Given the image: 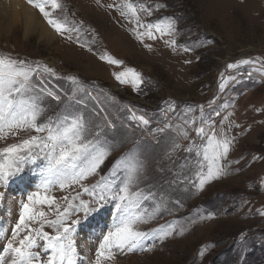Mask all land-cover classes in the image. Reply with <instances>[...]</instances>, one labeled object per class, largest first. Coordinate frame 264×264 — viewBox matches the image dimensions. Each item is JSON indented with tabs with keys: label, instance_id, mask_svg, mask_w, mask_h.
<instances>
[{
	"label": "rangeland",
	"instance_id": "obj_1",
	"mask_svg": "<svg viewBox=\"0 0 264 264\" xmlns=\"http://www.w3.org/2000/svg\"><path fill=\"white\" fill-rule=\"evenodd\" d=\"M62 2L67 6L69 21H83L79 43L76 35L71 40L59 34L49 39L47 34L51 28L33 9L35 22L29 30L25 27L24 9L15 14L5 9L0 13V53L46 63L60 77L77 76L92 89L93 95H99L100 107L116 124L115 130L107 134L114 148L98 173L85 183L93 184L100 176L107 175L115 160L131 148L130 144L140 141L147 160V176L139 187L156 193L157 202L163 198L167 210L137 227L151 230L175 221L177 232L184 229L182 234L157 241L152 252L117 254L116 262L106 260L103 264H264V216L258 214L264 212V111H257L264 109V76L252 71L249 79L248 72L253 66L226 68L228 63L240 59H264V0H132L155 9L151 16L141 13L142 21L154 22L165 17L175 21L174 36L161 37L156 33V39L137 38L132 32L134 21L130 23L115 9L98 6L95 0ZM119 2L101 0L103 5ZM156 5L164 7L156 8ZM171 39L177 41L175 47L167 43ZM93 40L95 43H91ZM184 46L191 51H184ZM102 55H110L123 64L109 63L100 58ZM127 68L142 75L139 90L115 78L114 73ZM222 72L235 77L225 81L223 90L219 88ZM48 87L61 94L62 102L47 99L45 106L50 110L45 116L63 108V93L70 95L73 85L66 79L49 77ZM107 97H115V101ZM166 101L175 102L177 113L192 106L196 116L200 113L198 106L203 105L206 117L211 116L217 130L221 124L226 127L231 122L228 135L235 140L228 160L239 163H232L227 175L208 181L201 190L187 183H171L179 171L177 165L185 156L183 147L171 160L166 159L170 137L174 134L169 132L154 139L148 134L151 129L146 131L127 121L125 109L128 106L138 114H147L152 119L151 128H155L162 126ZM229 113H232L229 119H224ZM102 120L103 113L97 122ZM35 134L32 130H20L15 136L9 135L6 141H0V147ZM181 143L186 147L188 141ZM40 181L41 168L29 165L6 188L0 186V192L5 193L0 199V226H7V235L10 236L18 220L20 201L26 200L29 192L39 190L43 194L37 188ZM79 190L78 186L63 192L54 189L48 195L59 198ZM82 198L90 199L86 193H82ZM58 202L63 204L62 200ZM36 207L49 211L47 205ZM143 207L151 211L155 204L147 201ZM116 216L115 204L110 202L83 221V227L105 222L98 233L97 229L94 232L89 229L77 235L79 238L75 236L81 255L87 260L95 259L99 241L112 228L106 221L113 218L115 221ZM209 216L210 219H201ZM49 218H54L51 212ZM45 231L52 229L46 226ZM96 234V240L88 245L86 235H91V239ZM202 248L207 249L203 256L200 255Z\"/></svg>",
	"mask_w": 264,
	"mask_h": 264
},
{
	"label": "snow or ice",
	"instance_id": "obj_2",
	"mask_svg": "<svg viewBox=\"0 0 264 264\" xmlns=\"http://www.w3.org/2000/svg\"><path fill=\"white\" fill-rule=\"evenodd\" d=\"M23 3L28 9L35 10L36 16L42 18L55 33L66 35L69 40L76 35L77 42H80L83 21H69L68 9L62 0H23ZM95 3L109 10L115 9L130 23L134 21L132 32L137 38L147 36L156 39V33L163 37L174 36L177 32L175 21L170 17L154 22L142 21L141 13L151 16L155 10L152 6L143 3L137 5L132 0L107 5L95 0ZM159 7L164 5H156V8ZM31 16L29 12L25 17L26 30L34 25V18L29 19ZM167 43L173 47L177 45L175 39ZM88 50L91 51V47ZM183 50L187 52L191 48L184 46ZM100 58L112 64H123V61L110 55ZM242 66H253L248 72L249 79L252 78V71L264 76V59H240L228 63L226 68L235 70ZM114 76L121 83H131L137 90L143 83L142 75L133 68L114 73ZM49 77L66 79L73 87L70 95L63 93V108L54 115L45 116L50 110L45 106L47 99L58 104L62 102L61 94L48 87ZM220 79L219 88L223 90L225 81L235 77L225 76L222 72ZM107 99L115 101V97ZM165 103L167 107L163 111L162 126L155 128H151L152 119L147 114H138L128 106L125 109L128 112L127 121L146 131L151 129L148 134L154 139L165 133L174 134L170 137L166 159L171 160L183 147L185 156L177 165L179 171L174 174L176 178L171 183H187L201 190L208 181L227 175L232 163H239L228 160L235 140L234 136L228 135L231 122L226 127L221 124L217 130L211 116L206 117L203 105L198 106L200 113L196 116L192 106L177 113L174 101ZM100 105L99 95H93L92 89L77 76L60 77L56 69L46 63L0 53V141H6L9 135L15 136L20 130L36 133L17 143L0 147V186L6 188L24 172L26 166L33 165L41 168V181L37 188L43 190V194L39 190L29 192L26 200L20 201L18 220L12 226L10 236L5 229H0V264H85V261L87 264H103L106 260L115 261L117 254L152 252L157 241L183 233L182 228L176 231L175 221L151 230L137 227L156 219L167 210L163 198L157 202L156 193L139 187L147 176V160L140 141L115 160L107 175L100 176L93 184L85 183L98 173L114 148L107 134L115 130L116 124L108 119V113ZM101 113L103 120L97 122ZM231 115L229 113L224 119H229ZM193 132L195 136L191 135ZM181 141H188L187 146ZM186 171L190 175H184ZM73 186L80 189L74 195L59 198L48 195L54 189L63 192ZM82 193L88 194L90 199H83ZM4 195V192H0V199ZM58 200H62L63 204ZM147 201L155 204L151 211L143 207ZM110 202L115 204L116 220L95 249V259L89 261L77 247V228L83 227V221ZM176 203L180 204V201ZM37 205H47L49 211L37 210ZM49 212L54 218H49ZM258 214L264 216V212ZM46 226L52 231H45ZM243 240L241 236V242ZM38 248L42 251H36ZM206 250L202 248L200 255L203 256Z\"/></svg>",
	"mask_w": 264,
	"mask_h": 264
},
{
	"label": "bare ground",
	"instance_id": "obj_3",
	"mask_svg": "<svg viewBox=\"0 0 264 264\" xmlns=\"http://www.w3.org/2000/svg\"><path fill=\"white\" fill-rule=\"evenodd\" d=\"M18 5H19V7H17ZM5 9H8V12L10 14H13V13L15 14L18 11L24 9L25 15H27V13H29V12L32 13V16L29 17V19H33V17H35V14H33V10L32 9H28L27 6L22 3L21 0H0V13L1 12H5ZM56 34L57 33H55L52 29H48V34L47 35H48L49 39L54 38L56 36ZM3 226L2 227L0 226V229H3ZM86 236H87L86 243L88 245H90V240H91L90 237H91V235H86ZM77 238H79V237H77Z\"/></svg>",
	"mask_w": 264,
	"mask_h": 264
}]
</instances>
